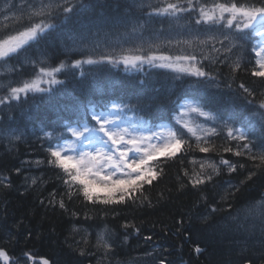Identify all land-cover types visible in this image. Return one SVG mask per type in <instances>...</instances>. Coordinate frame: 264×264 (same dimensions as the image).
Here are the masks:
<instances>
[{"label": "trees", "instance_id": "obj_1", "mask_svg": "<svg viewBox=\"0 0 264 264\" xmlns=\"http://www.w3.org/2000/svg\"><path fill=\"white\" fill-rule=\"evenodd\" d=\"M9 1L16 6L15 15H21L16 9H22L26 14L28 6L33 3V0ZM9 1L2 3L0 0V11ZM84 2L86 5L89 2L104 5L113 16H121L127 9L123 23L117 25L119 30L111 32V45H115L117 40H136L193 25H199L208 32L206 25L196 23L195 13L182 14L179 20L149 19L147 13L150 9L129 7L134 0ZM140 2L156 4L157 0H135V3ZM81 11L80 17L60 25L55 32L30 48L27 60L55 66L60 61L71 64L76 59H82L80 53L70 50V41L65 39L62 42L60 39L64 33L78 30L86 23L84 17L91 18L92 10ZM2 20L3 16H0ZM26 22L25 15L21 23ZM53 23L59 25L60 21L54 20ZM7 24L9 27L19 26L14 21ZM141 24L144 26L142 29L139 27ZM133 27L138 30L133 32ZM213 44L221 49V53L212 50ZM223 51L217 42L204 43L201 48L189 52L180 46L167 51L171 55L182 52L195 54L202 59L205 70L216 77L206 88L194 89L195 77L147 64L140 71H125L123 65L118 68L109 65L102 70L85 65L84 77L80 76L79 70L71 68L61 74L58 78L64 84L54 86L57 91L52 95H30L26 101L13 103L10 108L0 106V125L5 128L10 126L21 135L19 140L0 136V178L7 177L11 181L10 187L0 183V248L7 249L13 258L31 252L36 258L48 259L51 264H133L134 261L136 264H160L161 260L164 264H249V261L251 264H264V223L258 218L233 223L229 218V205L234 213L242 205L258 202L264 197V167L254 168L253 162L246 157L223 151L225 147L235 149L237 144L227 138L223 119H227V113L234 105L243 103L245 94L239 85L244 84L253 91L255 105L264 98L260 96L264 93V80L252 77L245 70L249 67L247 64L239 72L232 73L228 65L238 57L243 63L245 53L234 50L224 62ZM26 57L20 56L9 61V65H0V73H3L0 85L32 77L35 70ZM9 66L13 67V71H8ZM5 92L6 88H0V95ZM194 93L220 101L218 106L211 108L222 116V120L216 123L209 121L212 128L218 131V135L207 138L213 146L211 151L200 152L196 139L186 134L184 139L187 144L174 158L160 157L152 162L159 171L150 185L144 184L143 194L137 193L142 203L129 201L103 206L85 201L75 191L69 198L62 174L47 163L46 149L50 142L43 137V131H53L54 128L57 132L62 131V117L68 115L61 111L64 104L73 103V98L82 103L118 99L119 102L138 106L135 113L128 114L142 117L155 127L166 121L174 124L173 115L179 108V102L185 97L192 98ZM174 125L176 129L181 128ZM184 132L187 130L184 129ZM222 158L236 164V172H229L227 166L221 164ZM201 164H204L203 170ZM209 164L219 169L218 175L213 174ZM16 169H20L19 173ZM193 170L201 175L212 174L211 182L193 188L189 182ZM250 171L256 174L251 180H246ZM237 188L239 191H236ZM203 197H207V201ZM60 200L64 201L67 210L59 207ZM207 205H216L221 211L205 221L203 217L208 214ZM125 223L134 224L139 233L132 228L125 229ZM105 226L114 242V251L108 255L95 247L96 234ZM149 236L152 239L146 240ZM84 240L88 243L85 244ZM197 246L202 249L200 253L195 252ZM81 249L85 253L82 256L79 254Z\"/></svg>", "mask_w": 264, "mask_h": 264}, {"label": "snow or ice", "instance_id": "obj_2", "mask_svg": "<svg viewBox=\"0 0 264 264\" xmlns=\"http://www.w3.org/2000/svg\"><path fill=\"white\" fill-rule=\"evenodd\" d=\"M15 7L9 3L0 11V16H3L0 21V25H3L0 27V65H9V61L20 56L26 57L30 48L55 32L60 25L80 17L82 9L92 10V16L84 17L86 23L78 30H70L60 37L62 42L65 39L70 41V50L80 53L83 58L76 59L71 64L60 61L52 66L43 61H28L26 57V61L30 62L35 70L34 74L30 79L10 81L6 86L0 85V88H6L5 94L0 95L2 107L10 108L13 103L26 101L30 95L54 94L57 91L54 86L64 84V81L58 78L61 74L71 68L79 70L80 76L84 77L85 65L96 70H102L109 65L114 68L123 65L125 71H140L147 64L150 67L168 69L177 74L197 78L194 89L206 88L216 80V77L203 67V60L195 54L182 52L171 55L167 51H161L159 44L152 43L147 50L143 45L124 48L123 42L119 40L114 42L120 45L117 51L109 43V38L112 30H119L117 25L123 23L127 9L125 14L113 16L104 5L97 6L91 2L86 5L84 0H33L26 14L22 9H16L21 15L14 14ZM129 7L150 9L147 13L149 19L158 17L179 20L182 14L195 13L196 23L206 25L209 33L220 31L222 39L210 35L209 40L221 45L224 50V62H227V56L233 54L234 50H243L245 53L243 63L238 57L228 65L232 73L239 72L244 64H247L249 67L245 70L252 77L264 80V0H157L156 4L135 3L134 0ZM25 15L27 22L21 23ZM54 20L60 21V24L53 23ZM9 21H14L19 26L9 27ZM139 27L142 29L144 26L141 24ZM137 30L136 27L132 29L133 32ZM180 43L190 42L176 41L177 45ZM212 50L221 53V49L216 48L214 44ZM8 71H13V67L9 66ZM239 87L245 94L243 103L234 105L227 113V119H223V130L227 138L237 144L235 149L225 147L223 151L233 152L235 156H244L253 162L254 168L259 169L264 167V98L253 105L256 99L253 91L244 84ZM260 96L264 97V93ZM219 104L220 101L215 98L209 99L202 93H194L191 99L185 100L180 114L175 117L176 123L182 126L176 129L174 126L163 124L153 127L142 117L129 116L128 113H135L138 106L119 102L118 99L89 100L82 103L73 98V103H66L61 109L63 113L68 114L62 117V131L57 132L55 128L53 131H43V137L50 142L46 149L47 163L62 174L69 198L75 191L82 195L85 201L103 206L129 201L133 204L138 201L142 203L137 193L142 195L144 184L150 185L159 171L152 162L160 157L174 158L187 144L184 139L186 134L196 139L200 152L208 153L212 150L213 146L207 138L218 135V131L215 127H205L198 119L203 117L206 122L213 123L221 121L222 116L211 110ZM236 124L240 127H236ZM184 129L187 130L186 133ZM0 136L15 140L21 138L16 129L2 125ZM221 164L227 166L229 172L237 170V165L227 159L222 158ZM208 166L213 169V174H219V169L214 164ZM240 167L243 168L244 165L241 164ZM200 168L203 170L204 164H201ZM16 171L19 173L20 169ZM255 174V171H250L246 180H251ZM185 175L188 176L189 173L185 171ZM212 178V174L201 175L193 170L189 182L193 188H198L211 182ZM0 183L5 187L11 186L7 177L0 178ZM32 183L35 184L36 180L33 179ZM236 191H239V188ZM203 199L207 201V197ZM58 205L67 210L63 200L58 201ZM207 207L208 214L203 217L205 221L221 211L216 205ZM229 218L233 223L250 218H258L264 223V197L258 202L252 201L242 205L235 209L234 213L229 205ZM180 223L183 224V221ZM123 227L132 228L139 233L134 224L125 223ZM151 239V236L146 237V240ZM84 243L87 244L88 241L84 240ZM95 247L103 250L104 255L114 251V242L107 226L97 232ZM201 251L199 246L195 248L196 253ZM79 254H85L83 249ZM21 261L23 264H51L46 258L38 261L31 252H24L20 257L13 258L7 249L0 248V264H21ZM160 264H164V261L161 260Z\"/></svg>", "mask_w": 264, "mask_h": 264}, {"label": "rangeland", "instance_id": "obj_3", "mask_svg": "<svg viewBox=\"0 0 264 264\" xmlns=\"http://www.w3.org/2000/svg\"><path fill=\"white\" fill-rule=\"evenodd\" d=\"M6 0H1L2 3H4ZM9 1V0H8ZM0 2V3H1ZM10 3V1H9ZM210 35L217 36L218 39H222V35L220 33H209V32H198V31H191L189 28H177L172 31L162 32V33H156L155 35H149L147 37H142L136 40H128V41H122L124 48H135L138 45H143L144 48L148 49V46L150 43L152 44H159L162 49H165L169 47V49H174L177 46L189 48L190 50L193 49H199L201 48V45L204 44L201 41H208L216 43L214 40H209ZM189 41L190 43H180L179 45L176 44V41ZM171 41V43H168ZM207 42V43H208ZM116 48L117 51H119L120 45H111ZM185 103V101L181 104V106ZM181 106H180V112H181ZM179 112V114H180ZM178 114V115H179ZM177 115V116H178ZM205 124V127H207V123ZM167 125V124H163Z\"/></svg>", "mask_w": 264, "mask_h": 264}, {"label": "bare ground", "instance_id": "obj_4", "mask_svg": "<svg viewBox=\"0 0 264 264\" xmlns=\"http://www.w3.org/2000/svg\"><path fill=\"white\" fill-rule=\"evenodd\" d=\"M150 1H156V0H150ZM197 25V24H196ZM189 28V30H191V31H198V32H205L203 29H202V27L201 26H199V25H197V26H191V27H188Z\"/></svg>", "mask_w": 264, "mask_h": 264}, {"label": "water", "instance_id": "obj_5", "mask_svg": "<svg viewBox=\"0 0 264 264\" xmlns=\"http://www.w3.org/2000/svg\"><path fill=\"white\" fill-rule=\"evenodd\" d=\"M40 259H38V261H39Z\"/></svg>", "mask_w": 264, "mask_h": 264}]
</instances>
